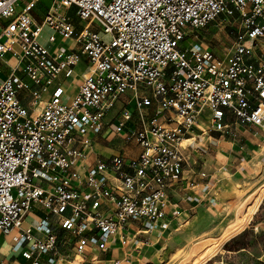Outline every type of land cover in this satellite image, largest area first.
<instances>
[{
  "label": "built area",
  "instance_id": "1",
  "mask_svg": "<svg viewBox=\"0 0 264 264\" xmlns=\"http://www.w3.org/2000/svg\"><path fill=\"white\" fill-rule=\"evenodd\" d=\"M52 1L78 23L51 9L36 23L34 2L0 0V234L15 231L27 264L165 230L169 190L195 174L181 144L198 121L220 133L264 126V0ZM219 17L234 27L222 55L193 36ZM44 27L50 45L70 44L42 45ZM79 63L86 74L67 100L54 82L73 81ZM106 132L137 155L95 153ZM34 205L46 214L24 227Z\"/></svg>",
  "mask_w": 264,
  "mask_h": 264
},
{
  "label": "rangeland",
  "instance_id": "2",
  "mask_svg": "<svg viewBox=\"0 0 264 264\" xmlns=\"http://www.w3.org/2000/svg\"><path fill=\"white\" fill-rule=\"evenodd\" d=\"M28 2H34L30 12L35 20L36 11L45 14L48 9H51L59 15L69 17L74 24L78 23L73 7L66 8L58 3H53L52 0H22L20 6ZM223 23L222 17H219L205 28L197 30L193 36L197 35L198 41L217 55H222L224 43H227L234 35V27L228 25L221 28ZM49 33L50 30L45 28L39 38L40 43L46 47L50 46L46 40ZM193 36L188 37L187 40H196ZM63 46L67 47L65 44ZM8 62L14 64L15 61L10 59ZM80 65L84 66L83 63ZM68 83L69 79L65 80L63 87H66ZM74 90V85H71L66 92L71 94ZM232 128L222 135L231 134ZM214 134L221 133L209 129L205 120L202 119L195 125L190 134V140L183 141L181 144L183 147L187 146L189 163L196 173L200 171L206 174L211 173L210 170L217 161L221 162V166L225 165L235 171L239 166V161L244 160V157L237 155L242 153L241 151L237 152L238 150L235 148H229V144L226 146L225 142L228 141L214 142L213 138H216ZM106 137L118 149L127 146L122 139L113 136V134H107ZM240 139L241 144L239 143V145L243 147L244 139ZM100 141L102 140L99 138L98 142ZM218 150L226 152L227 155L218 154ZM121 151L113 152L121 154ZM107 152H109V148L106 150ZM129 153L130 157L135 155L134 151ZM243 153L246 154V152ZM249 171L254 172L252 178L245 177L246 175L243 173L240 176H233L223 170L219 175V184L226 195L221 198L219 211L208 215V218L201 214L195 217L191 215L193 217L191 219L187 216L186 219L179 218L176 220L178 224H172L171 233L164 235L152 250L150 257L138 264H264V198L259 205L257 202L251 203L264 189V174H262L264 169H262V165L255 164L249 167ZM190 173L186 172L185 174L193 183L207 180V177L202 178L196 174L189 176ZM248 175L250 176V174ZM252 212L254 213L251 221H246L247 216ZM44 213L45 210L41 207L37 208L36 214L43 216ZM239 223L241 224L233 229ZM240 226L245 227L240 231ZM64 236L69 238L67 235ZM61 254L62 257L57 264H80L81 259L84 263L87 259H92L96 253L93 252L91 256L78 257L77 260H74L70 245L67 244L61 250Z\"/></svg>",
  "mask_w": 264,
  "mask_h": 264
},
{
  "label": "crops",
  "instance_id": "3",
  "mask_svg": "<svg viewBox=\"0 0 264 264\" xmlns=\"http://www.w3.org/2000/svg\"><path fill=\"white\" fill-rule=\"evenodd\" d=\"M44 15L45 14H43L41 11H36V20L34 18L33 19L36 23H40ZM45 28L47 27H44L43 30ZM63 44L68 46L70 42L60 41L58 39L56 44L50 45L48 48L50 50L66 48L65 46H63ZM83 65L84 66L80 65L79 63L75 67L74 80L71 81L69 79V83L66 87H63V84L67 79H64L62 76L57 77L54 82L55 85H61V87L65 89V91L69 86L74 85L75 90L73 93L68 94L66 92L65 98L67 100H69L73 96L77 89V86L80 83V80H82L83 76L86 74V65ZM230 120L233 121V119ZM232 127L231 128L233 132H231V134H214L216 138H213V140L217 143L228 141L225 142V144H227L226 146H228L229 144V148H235L236 150H238L237 152H242L238 153L237 155L238 157H244V160L239 161V166L235 169V171L225 165L221 166V162L217 161L213 164V168L210 170L212 174H206L207 180H200L197 183H193L187 179L188 176L187 174H185L186 176L181 181L179 187L171 188L168 192L170 205L166 210V217L164 219V221L168 223L165 230H162L159 227H155L146 234L137 233L135 239L136 246L133 242L134 240H132L126 246L117 243L115 247H113V249H110L107 252H97L90 249L83 257L91 256L93 252H95L96 254L92 259H87L83 264H133L135 262L136 264H138L139 262H142L143 260H146V258L150 257L152 250L163 239L164 235L171 233L172 226L178 224V221L176 222V220H178L179 218L182 217L183 219H186L187 216L191 219V215H194L195 217L200 216V214L208 218V215L218 212L222 202L221 198L226 195V192L221 189V185L219 184V175H221L223 170L228 171L230 175L233 176H240V174L243 173L244 175H246L245 177L252 178V174H254V172L252 173L251 171H249V167L251 165L260 164L262 165V169H264V127H257L252 125H237L234 123ZM107 134L111 133L106 132L97 138L94 148L95 153H99L104 157H108L110 155L118 154L114 153L113 151L122 150L121 154L123 156L127 158H133V156H136L139 152V147L137 145L135 146L134 144L127 145L125 148L121 149L116 148L115 145L108 141L106 137ZM99 138L102 141L98 142ZM240 138L244 139L245 144L243 147L239 145L241 141ZM108 148L109 152L106 153V150ZM129 150H131V152L134 151L135 155L130 157V153L128 152ZM243 152H246V154H244ZM218 154L227 155V153L222 150H218ZM186 172L189 173V169L186 168V171L184 173ZM194 173L196 174L195 171ZM248 174H250V176ZM262 174H264V171H262ZM196 176L198 175L196 174ZM212 178L215 180H213ZM37 208H40V206L34 205L31 211L27 214L24 220V227H28L30 225L33 226L40 218L44 217L46 212L43 216L36 214ZM175 212H178L177 216ZM138 228L139 227L136 225V230ZM14 233L15 231H13L10 235L0 234V264H27V261L18 253V251L12 249L13 244L11 239ZM60 233L63 234V236H68L67 233ZM98 257L100 259H97Z\"/></svg>",
  "mask_w": 264,
  "mask_h": 264
},
{
  "label": "bare ground",
  "instance_id": "4",
  "mask_svg": "<svg viewBox=\"0 0 264 264\" xmlns=\"http://www.w3.org/2000/svg\"><path fill=\"white\" fill-rule=\"evenodd\" d=\"M28 4H30V2H28V3H26L25 5H28ZM24 5V6H25ZM190 140V139H189ZM188 141V140H187ZM262 198H264V189H262L258 194H257V196L254 198V200L251 202V203H253V202H257V204H259V203H261V200H262ZM250 203V204H251ZM253 213V212H252ZM252 213L250 214V215H248L247 216V218H246V221H250V219H251V217H252ZM241 222H242V220H241ZM241 223H239L237 226H235L233 229H235V228H237L239 225H240ZM241 228H240V231L245 227V226H240ZM232 229V230H233ZM231 230V231H232Z\"/></svg>",
  "mask_w": 264,
  "mask_h": 264
},
{
  "label": "trees",
  "instance_id": "5",
  "mask_svg": "<svg viewBox=\"0 0 264 264\" xmlns=\"http://www.w3.org/2000/svg\"><path fill=\"white\" fill-rule=\"evenodd\" d=\"M227 245V243L225 244V246Z\"/></svg>",
  "mask_w": 264,
  "mask_h": 264
}]
</instances>
